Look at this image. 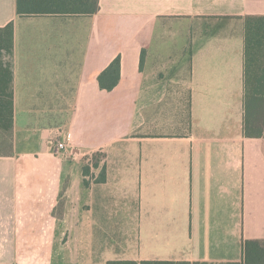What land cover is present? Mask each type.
<instances>
[{"label": "crops", "instance_id": "obj_1", "mask_svg": "<svg viewBox=\"0 0 264 264\" xmlns=\"http://www.w3.org/2000/svg\"><path fill=\"white\" fill-rule=\"evenodd\" d=\"M246 15H264V0L29 16L0 0V27L14 23L0 264H233L243 240L264 242V138L244 133ZM116 57L119 82L104 89ZM59 129L66 156L53 151Z\"/></svg>", "mask_w": 264, "mask_h": 264}, {"label": "trees", "instance_id": "obj_2", "mask_svg": "<svg viewBox=\"0 0 264 264\" xmlns=\"http://www.w3.org/2000/svg\"><path fill=\"white\" fill-rule=\"evenodd\" d=\"M20 15L96 14L100 0H16ZM244 19V133L247 137L264 138V15H246ZM14 48V23L0 27V127L9 132L13 125V73L7 59ZM121 60L116 57L99 76L100 86L112 90L120 79ZM104 154L94 155L98 167ZM85 173L90 172L84 166ZM106 179L105 172L99 181ZM242 259L233 264H264V242L245 239ZM136 264V262H121ZM144 264H170L169 262H143Z\"/></svg>", "mask_w": 264, "mask_h": 264}, {"label": "built area", "instance_id": "obj_3", "mask_svg": "<svg viewBox=\"0 0 264 264\" xmlns=\"http://www.w3.org/2000/svg\"><path fill=\"white\" fill-rule=\"evenodd\" d=\"M69 138L70 132L60 129L57 131L53 139V151L56 155H67Z\"/></svg>", "mask_w": 264, "mask_h": 264}, {"label": "rangeland", "instance_id": "obj_4", "mask_svg": "<svg viewBox=\"0 0 264 264\" xmlns=\"http://www.w3.org/2000/svg\"><path fill=\"white\" fill-rule=\"evenodd\" d=\"M11 147V136L9 132L0 127V153H8Z\"/></svg>", "mask_w": 264, "mask_h": 264}]
</instances>
